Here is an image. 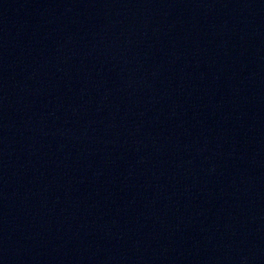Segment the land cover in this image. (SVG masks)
<instances>
[{
    "label": "water",
    "instance_id": "1",
    "mask_svg": "<svg viewBox=\"0 0 264 264\" xmlns=\"http://www.w3.org/2000/svg\"><path fill=\"white\" fill-rule=\"evenodd\" d=\"M0 264H264V0H0Z\"/></svg>",
    "mask_w": 264,
    "mask_h": 264
}]
</instances>
